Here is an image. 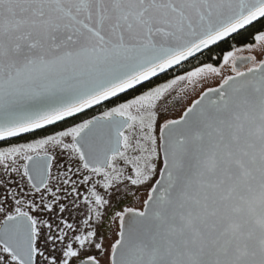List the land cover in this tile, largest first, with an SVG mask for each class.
Instances as JSON below:
<instances>
[{"label": "snow or ice", "instance_id": "obj_1", "mask_svg": "<svg viewBox=\"0 0 264 264\" xmlns=\"http://www.w3.org/2000/svg\"><path fill=\"white\" fill-rule=\"evenodd\" d=\"M0 264H264V0H0Z\"/></svg>", "mask_w": 264, "mask_h": 264}, {"label": "flooded vegetation", "instance_id": "obj_2", "mask_svg": "<svg viewBox=\"0 0 264 264\" xmlns=\"http://www.w3.org/2000/svg\"><path fill=\"white\" fill-rule=\"evenodd\" d=\"M173 105H176L177 107H178V104H177V102L176 101H173ZM172 105H170V107H171Z\"/></svg>", "mask_w": 264, "mask_h": 264}, {"label": "trees", "instance_id": "obj_3", "mask_svg": "<svg viewBox=\"0 0 264 264\" xmlns=\"http://www.w3.org/2000/svg\"><path fill=\"white\" fill-rule=\"evenodd\" d=\"M97 111H99V109H97ZM89 114H92L91 110H90Z\"/></svg>", "mask_w": 264, "mask_h": 264}, {"label": "rangeland", "instance_id": "obj_4", "mask_svg": "<svg viewBox=\"0 0 264 264\" xmlns=\"http://www.w3.org/2000/svg\"><path fill=\"white\" fill-rule=\"evenodd\" d=\"M163 79V78H162ZM210 84H211V82H209ZM185 103L187 102V101H184Z\"/></svg>", "mask_w": 264, "mask_h": 264}]
</instances>
